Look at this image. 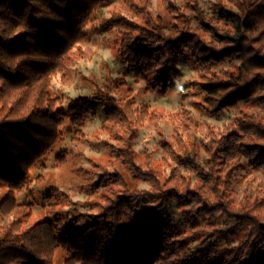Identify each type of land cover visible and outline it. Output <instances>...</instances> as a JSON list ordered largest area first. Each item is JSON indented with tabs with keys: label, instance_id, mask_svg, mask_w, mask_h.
I'll list each match as a JSON object with an SVG mask.
<instances>
[{
	"label": "trees",
	"instance_id": "trees-1",
	"mask_svg": "<svg viewBox=\"0 0 264 264\" xmlns=\"http://www.w3.org/2000/svg\"><path fill=\"white\" fill-rule=\"evenodd\" d=\"M150 1L124 0L135 20L115 13L94 23L101 0H0V187L6 189L0 264H55L60 255L63 264H264V190L253 176L264 170V0L220 2L210 13L198 0H163L168 21L152 16ZM107 30L115 31L116 55L147 91L166 92L173 65L189 55L206 69L188 83L206 115L240 105L256 104L257 111L241 112L223 132L206 138L192 135L200 127L180 114L178 125L193 140L186 146L178 138L183 152L162 140L163 158L195 176L173 168L171 185L165 186L157 166L143 171L136 165L131 147L137 125L149 114L135 108L134 97L114 96L119 84L108 79L103 91L72 101L66 113L56 108L52 76L67 69L78 43ZM234 58L240 63L228 76L212 71ZM97 104L105 115L100 131L117 144L105 141L113 162L101 166L95 184L109 190L86 204L92 213L76 210L70 216L62 213L64 202L71 203L68 195L51 187L46 207L53 220L31 224L34 206L19 203L16 193L29 189L30 171L59 143L62 120L69 117L82 128ZM117 164L148 181L149 189H130ZM238 189L244 194L236 201ZM172 203L183 226L170 219ZM216 213L223 223L206 224ZM125 224L129 232L122 235ZM241 231L243 237L235 239Z\"/></svg>",
	"mask_w": 264,
	"mask_h": 264
},
{
	"label": "rangeland",
	"instance_id": "rangeland-1",
	"mask_svg": "<svg viewBox=\"0 0 264 264\" xmlns=\"http://www.w3.org/2000/svg\"><path fill=\"white\" fill-rule=\"evenodd\" d=\"M181 4L183 0H174ZM200 6L206 13H210L212 8L220 2L233 6L230 0H198ZM148 11L154 18L162 16L164 21L169 17L163 7V0H151L148 5ZM115 13H121L128 19L135 20V13L124 3V0H101L100 6L94 12L92 18L99 23L108 20ZM100 19H102L100 21ZM91 27V24L87 25ZM116 35L114 30L102 31L99 33H90L88 37L78 43L69 53L67 69L57 73L51 79V93L59 101L56 108L64 113L72 101L83 97H90L103 91L107 80L119 84L116 89L113 87L112 94L119 100L135 98L136 109L145 108L148 116L141 125H137L138 132L131 150L135 155L136 165L143 171H147L150 166H157L155 171L159 174L161 183L170 186L173 175L172 169L177 168V172L182 176H195L182 170L176 162L169 157L164 161L161 141L167 140L173 151L183 152L180 148V139L182 144L190 146L193 137L190 136L182 125H178L182 118L181 115H190L194 120L198 130L192 129V135L199 138H206L210 132L221 133L230 126L243 111L252 112L257 109L255 104L250 109L247 105H240L224 111L215 116L206 115L199 107L200 101L197 95L193 93V86L188 85L199 79L202 70L187 55L185 59L173 65L169 72L171 87L165 92H150L145 89L144 81L134 75L127 63L118 58L113 49V43ZM240 59L234 58L225 64L216 65L212 68L221 77H226L231 71L239 65ZM215 73V74H216ZM124 85H120V84ZM257 111V110H256ZM181 114V115H180ZM105 122V115L100 105L94 106L93 112L85 120L82 128L72 124L69 117L62 120L60 127L61 139L53 150L39 162L31 171L29 180L31 184L29 189L17 192L16 197L19 203L33 204V215L30 223L37 221L53 220L47 205V197L50 195L51 187H55L59 193L68 195L71 203L64 202L65 209L62 213L73 215L78 210L82 213H92L90 202L99 200V198L109 190V185L95 186L100 176L101 166H108L109 150L105 146V141H110L109 135L100 131V127ZM176 130H178L176 132ZM208 139V138H207ZM111 143L116 142L114 140ZM66 155L64 163L60 159ZM202 162L206 161L207 154L201 152ZM113 162V161H112ZM165 162V163H164ZM123 174H127L130 189L138 188L148 190L150 184L145 179L129 174L126 168L115 166ZM114 172L113 169H110ZM132 176V177H131ZM254 179L262 186L264 190V170H260L254 175ZM139 178V179H138ZM253 189L256 190L255 187ZM6 193V189L0 187V201ZM236 201L243 197L244 191L238 189ZM56 202V201H55ZM90 205V206H86ZM168 214L173 219L175 226H183V219L180 210L176 204L169 206ZM223 217L216 213L206 220V224L223 223ZM80 223V222H79ZM69 225L75 226L73 222ZM129 232L128 224L122 228V235ZM244 231H241L235 239L243 237ZM55 264H63L62 255H60Z\"/></svg>",
	"mask_w": 264,
	"mask_h": 264
}]
</instances>
